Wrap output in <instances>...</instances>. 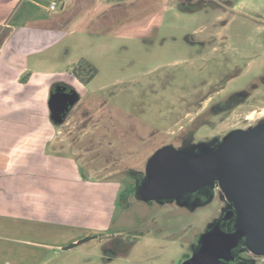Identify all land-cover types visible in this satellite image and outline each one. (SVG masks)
<instances>
[{
    "label": "rangeland",
    "instance_id": "rangeland-1",
    "mask_svg": "<svg viewBox=\"0 0 264 264\" xmlns=\"http://www.w3.org/2000/svg\"><path fill=\"white\" fill-rule=\"evenodd\" d=\"M53 1H0L16 32L52 31L43 46L25 39V49L0 54V236L40 241L34 229L59 236L81 215L73 225L102 237L57 264H183L214 226L234 230L235 202L218 178L170 202L140 189L161 148L184 157L215 139L225 145L232 128L264 115V0ZM82 61L97 71L88 84L71 75ZM57 81L80 93L59 124L49 108ZM240 91L250 96L228 119L203 110ZM24 201L71 211L32 222ZM233 253L264 264V251L244 241Z\"/></svg>",
    "mask_w": 264,
    "mask_h": 264
},
{
    "label": "water",
    "instance_id": "water-1",
    "mask_svg": "<svg viewBox=\"0 0 264 264\" xmlns=\"http://www.w3.org/2000/svg\"><path fill=\"white\" fill-rule=\"evenodd\" d=\"M78 100L77 92H52L49 108L53 120L61 123L68 105ZM217 178L235 202L241 224L250 234L245 242L254 250L264 251V126L236 133L218 152L210 150L182 157L172 147L161 148L151 158L140 195L144 200L169 201L184 193L213 187ZM233 214L229 211L226 218ZM242 238V228L224 232L216 225L202 236L198 253L183 264L230 261Z\"/></svg>",
    "mask_w": 264,
    "mask_h": 264
},
{
    "label": "crops",
    "instance_id": "crops-1",
    "mask_svg": "<svg viewBox=\"0 0 264 264\" xmlns=\"http://www.w3.org/2000/svg\"><path fill=\"white\" fill-rule=\"evenodd\" d=\"M0 1L2 3L1 5H4V2L6 0H0ZM169 1H171V0H169ZM181 1H183V0H181ZM241 1H243V0H241ZM14 2H16V0H14ZM85 2H86V4L90 5L88 0H84L83 3H85ZM90 2H91V0H90ZM61 3H62V6L66 5V2L61 1ZM89 5H87V6H89ZM3 10L6 12L4 13ZM8 10H9V7L5 8L4 6H0V15H2V13H4L2 16H0V30L2 31L5 28H7L9 30V35L4 38L2 45L0 47V54L5 50H9V47L11 48V45L16 44V43L18 44L19 47L20 46L22 47V48H18V49H23V47L25 49L26 44L22 43L25 46L22 44H19L20 42H24L25 39H26L25 41H27L28 43L33 42V43L41 44V46L46 44L45 42H47L46 40H48V38L51 37L52 31L44 30V29H42L40 31L35 30V33H33V35H26L29 32L24 31L23 29L20 30L19 32H16L15 28L6 19V17L8 16V12H9ZM25 32H26V34H25ZM31 51H33V50H31ZM34 176H36V174ZM39 177H41V175H39ZM40 204L41 203H39V202H35V205H33L35 207H33V206H29L26 203V201H24V203L20 204L19 210L25 211V212L31 211V213H29V214L24 213L21 216H24L27 219L29 218V219H31V221L33 220V221L41 222L42 218L47 219L46 216L50 215V216L58 217L55 215L57 213H61L62 215L65 213V215L67 216L69 211H71V210H69V208H67L65 206H63V208H64V210H63V208L57 209V207L54 208L53 206H44L43 207ZM10 210H12V209H10ZM37 212H39V213H37ZM77 217L78 218H76V216L74 215V217L72 218L73 220L68 221V222L66 220H63L64 222H67L64 224H67V226H70L71 228L64 230V233L61 232V235L59 233V236L61 238L67 236L69 239L68 245H64V241L62 239H59L58 233H57V231H55V229L47 230L46 227H42V225L39 229H34V231H33L35 233V236L38 239H41L40 241H37V240L31 241V240H26V239H21V238H10V237L0 236V264H57L62 253H65V254L69 253V252L71 253L73 250L76 249L75 248L72 250H68L67 248L69 246L77 244L79 241L84 240L85 238H89V237L95 238V237L101 236V230H99V229H97L96 231H94L92 233V232H90L89 228L85 227L84 225H82V226L81 225L80 226L73 225V224H75L74 222H82L83 221L81 219L83 216L79 215ZM27 219H25V220H27ZM47 220L52 221L51 219H47ZM67 220H69V218H67ZM77 220H79V221H77ZM58 222L59 221H57V222L53 221V222H50V224L55 225V223L58 224ZM60 224H63V223H60ZM53 238H56V239L54 241L50 240ZM20 247H25L27 249L22 248V250H21ZM60 251H64V252H60Z\"/></svg>",
    "mask_w": 264,
    "mask_h": 264
},
{
    "label": "flooded vegetation",
    "instance_id": "flooded-vegetation-1",
    "mask_svg": "<svg viewBox=\"0 0 264 264\" xmlns=\"http://www.w3.org/2000/svg\"><path fill=\"white\" fill-rule=\"evenodd\" d=\"M1 47V45H0ZM73 79L77 80V78L71 73ZM78 81V80H77ZM255 88H257L255 86ZM57 91H64L66 93H72V92H77L78 95H79V99H80V93L78 92V89L76 88V86L74 84H71L68 85L66 82L64 81H57L52 87H51V90H50V93L52 92H57ZM250 96V92H246V91H240V92H235L233 93L231 96H229L228 98H221L216 104H214L213 106H208L207 108L203 109V110H206V109H209V110H212V112L214 113H219L221 111L223 112H227V119L229 118V116L235 111V110H238L245 102V100L247 98H249ZM79 102V100L76 102V104ZM76 104L74 105H68L67 107V110L65 111L64 113V118L66 117L65 114L71 110V108H73ZM264 108V107H263ZM261 114V113H260ZM64 120V119H63ZM250 120V116H244L241 121L239 122L240 124H244V123H247V121ZM264 126V115L263 116H260L258 117L257 119H255L253 122H249L248 126H238L237 128H232V131H235V132H232L230 133L231 136L233 137L236 133H239V132H250L254 129H257V128H260ZM214 140V139H213ZM230 141V140H229ZM219 141H217V139H215L210 148H205L204 150H202L201 148L199 149H196L195 152H193L192 154L190 155H186L184 157H189V156H193V155H197V154H201V153H204L206 151H210V150H215L216 152H218L223 146V145H218ZM170 147V146H169ZM164 148V147H163ZM180 154V153H179ZM153 157V156H152ZM151 157V158H152ZM151 161V160H150ZM150 161H149V164H148V170H149V167H150ZM149 174V171L147 173V175ZM174 200V199H173ZM171 200L169 201H165V202H170ZM234 214H233V217H231L229 220H236V226L234 228L237 229L238 227L242 228V231H243V238L241 240V242H245V240L247 238H250V234L248 232H245V228L242 226L241 224V221H240V218H239V212L238 210L236 209H233L231 210ZM233 231V230H232ZM231 231V232H232ZM235 262H238L241 264V261L238 257H236L233 253V258L232 260L230 261H222L221 264L223 263H235Z\"/></svg>",
    "mask_w": 264,
    "mask_h": 264
},
{
    "label": "trees",
    "instance_id": "trees-1",
    "mask_svg": "<svg viewBox=\"0 0 264 264\" xmlns=\"http://www.w3.org/2000/svg\"><path fill=\"white\" fill-rule=\"evenodd\" d=\"M83 70L85 71L82 72ZM96 73L97 71L94 68V66H92V64L85 61L80 62L79 65H77L72 71V74L77 78V80L83 84H88L94 78ZM101 237L102 236L95 238L93 237L85 238L84 240L79 241L77 244L69 246L67 249L68 250L75 249L81 245L90 243L95 240H99Z\"/></svg>",
    "mask_w": 264,
    "mask_h": 264
},
{
    "label": "built area",
    "instance_id": "built-area-1",
    "mask_svg": "<svg viewBox=\"0 0 264 264\" xmlns=\"http://www.w3.org/2000/svg\"><path fill=\"white\" fill-rule=\"evenodd\" d=\"M57 1H58V0H54V1L52 2V5H51V8H52V9H55V8L58 6Z\"/></svg>",
    "mask_w": 264,
    "mask_h": 264
}]
</instances>
